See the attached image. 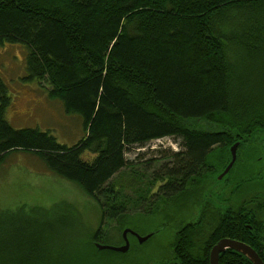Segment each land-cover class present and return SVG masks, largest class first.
<instances>
[{"label": "trees", "instance_id": "16d2710c", "mask_svg": "<svg viewBox=\"0 0 264 264\" xmlns=\"http://www.w3.org/2000/svg\"><path fill=\"white\" fill-rule=\"evenodd\" d=\"M6 45L27 49V82H48L49 97L82 119L86 136L68 147L50 133L14 129L7 121L12 100L0 76V167L11 154L34 155L100 207L87 264H119L104 255L127 254L98 252L95 244L111 245L114 231L139 232V222L191 186L203 197L198 220L162 214L177 223L167 251L176 263L170 264H210L223 239L245 243L264 261V84L252 69L253 59L264 55V0H0V47ZM167 138L179 141L181 150L170 151L149 177L150 162L134 173L146 184L134 190L136 213H128L134 202L113 183L132 164L127 154ZM238 142L239 150L250 148L251 163L242 173L251 177L236 192H247L237 202L215 198L205 183L229 181L214 177L230 164ZM108 224L117 230L106 234ZM19 236L11 264L81 263V251L67 258L59 244ZM45 244L60 255L36 257ZM220 264L252 262L230 250Z\"/></svg>", "mask_w": 264, "mask_h": 264}, {"label": "rangeland", "instance_id": "374dc122", "mask_svg": "<svg viewBox=\"0 0 264 264\" xmlns=\"http://www.w3.org/2000/svg\"><path fill=\"white\" fill-rule=\"evenodd\" d=\"M27 54V49L21 46L0 47V76L5 81L12 100L11 107L7 111L8 123L16 130L31 129L50 133L63 146L72 147L78 144L86 136L82 119L77 115L66 114L63 103L49 97L48 93L52 86L48 82H27ZM252 65V69H255L254 74L258 76L261 72L257 83L261 81L260 84H264V55L254 58ZM239 149L237 156H240L241 161L237 159L238 165L236 162L231 175L226 178L229 181L222 182V180V184H216V180L213 179L205 183L206 190L216 191L218 197H234L235 202L239 201L238 198L243 195L242 193L247 192H236V187L251 177V174L242 173L243 166L248 167L251 163V157L249 158L247 153L250 148ZM180 150L179 141L167 138L154 141L145 149L136 148L127 154V159L132 164L118 175L113 183L124 187L123 196L133 200L134 203L128 205V213H136L135 205L139 195L134 190L144 189L146 184L144 181H139L134 173L144 172L150 162L149 177L154 172L160 171L168 162L165 156L170 151ZM84 157L86 158L87 155ZM219 175L214 178L217 179ZM195 192V187L191 186L186 194L171 203L173 205L161 204L157 213L154 212L152 217L145 218L147 219L145 222L137 224L140 227L137 233L141 236L154 235L159 228L160 233L143 244L131 238L132 250L130 249L124 258L104 255V259L119 264L124 262L144 264L163 255V251L175 235L173 227L177 226V223L165 221V215L162 214L165 213L164 211L171 212L172 215L176 214L178 217L183 214L187 216V222L198 220L202 216L203 197H198ZM196 197L200 200L199 203L195 202ZM101 213L100 207L77 185L50 173L38 157L21 152L11 154L0 167V264H11L14 254L11 246L20 233L24 238H29L37 244L51 242L61 245L62 250L67 251L65 253L67 258H71L74 252L81 251L78 254L81 258L80 264L91 263L93 258L87 255V247L91 237L100 227ZM104 228L107 230L106 234L111 230H117L115 224L105 225ZM110 237L112 246L123 245V241L121 242L123 230L121 233L114 231ZM134 246H137V250ZM43 248H45L44 252L37 253L36 257L43 256L46 251L49 252L46 253L47 255L52 254L51 257L54 254L59 256L61 253L60 250L59 253H54L49 244H45ZM95 249L98 251L97 248Z\"/></svg>", "mask_w": 264, "mask_h": 264}, {"label": "water", "instance_id": "95a60500", "mask_svg": "<svg viewBox=\"0 0 264 264\" xmlns=\"http://www.w3.org/2000/svg\"><path fill=\"white\" fill-rule=\"evenodd\" d=\"M240 147V143H236L231 149L230 153L232 156V160L228 167L225 169V171L220 174L217 179L219 182L224 180L232 171L233 167L235 166L238 156L237 151ZM131 234L135 236L140 244H143L147 242L152 235L142 237L138 233L134 232L131 229H126L123 233V238L125 240V245L121 247H115L111 245H102V244H96V248L99 251H112L116 253L126 254L130 250V241L128 239V235ZM235 251L243 256H245L247 259H249L252 264H264L263 259L259 256V254L250 246L246 245L245 243L231 240V239H223L221 240L211 251L210 254V264H220V256L221 254L226 253L227 251Z\"/></svg>", "mask_w": 264, "mask_h": 264}, {"label": "flooded vegetation", "instance_id": "af4514ba", "mask_svg": "<svg viewBox=\"0 0 264 264\" xmlns=\"http://www.w3.org/2000/svg\"><path fill=\"white\" fill-rule=\"evenodd\" d=\"M214 197L216 198V197H218V196H215V195H214ZM213 199H214V198H213ZM218 201H219V200H218ZM218 201H217V202H218ZM131 238H134V239L138 242V240L136 239L135 236L129 234V241H130V244H132V243H131ZM169 246H170V244H169ZM169 246L165 248V250H164L163 253H162L163 255L158 256V257L155 258L153 261H150V264H151V263H154V264H170V263H176V259H173V258L171 257V255H170V253L167 252V249L169 248Z\"/></svg>", "mask_w": 264, "mask_h": 264}]
</instances>
